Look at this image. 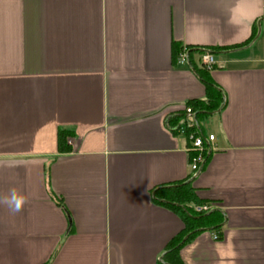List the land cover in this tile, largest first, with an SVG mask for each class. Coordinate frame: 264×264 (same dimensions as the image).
<instances>
[{
    "label": "crops",
    "instance_id": "1",
    "mask_svg": "<svg viewBox=\"0 0 264 264\" xmlns=\"http://www.w3.org/2000/svg\"><path fill=\"white\" fill-rule=\"evenodd\" d=\"M207 48L222 103L191 173L167 120L205 98ZM189 175L224 220L183 264H264V0H0V197H29L0 204V264H158L183 222L154 190Z\"/></svg>",
    "mask_w": 264,
    "mask_h": 264
},
{
    "label": "trees",
    "instance_id": "2",
    "mask_svg": "<svg viewBox=\"0 0 264 264\" xmlns=\"http://www.w3.org/2000/svg\"><path fill=\"white\" fill-rule=\"evenodd\" d=\"M249 41V40H248ZM198 50V49H196ZM217 48H207L203 51L214 53ZM173 51L178 52V46H173ZM190 53L194 50L187 48ZM189 55V54H188ZM205 85V98L190 100L186 103L194 112L197 119L199 116L217 110L222 103L220 90L209 80L207 71L198 70ZM184 113L177 114L167 120V124L172 131H176L181 123ZM70 132L59 129L57 133V146L59 152L69 151L66 144ZM207 157V155H206ZM192 176L175 185L161 186L156 188L153 193V200L174 211L182 220V230L174 236L162 252V259L158 264H183L179 257L180 248L187 242L191 241L197 233L202 230H210L219 233L224 215L222 211L212 208V212L198 213L194 206L201 205L204 202L199 200L191 184ZM219 238V234L217 235Z\"/></svg>",
    "mask_w": 264,
    "mask_h": 264
},
{
    "label": "built area",
    "instance_id": "3",
    "mask_svg": "<svg viewBox=\"0 0 264 264\" xmlns=\"http://www.w3.org/2000/svg\"><path fill=\"white\" fill-rule=\"evenodd\" d=\"M186 54H180V63H185ZM201 65L202 67L210 71L215 66V60L210 52H203L201 56ZM186 119L178 126V131L187 134V139L189 143L188 151L190 153L189 156V168L191 173H196L200 170L202 165L206 160V155L208 153V149L206 147V143L211 142L214 139L212 134L203 135L199 130L197 131V122L195 120L194 112L190 107H185ZM213 206L210 204H201L194 206V209L198 213H204L212 210ZM214 238H217L214 235Z\"/></svg>",
    "mask_w": 264,
    "mask_h": 264
},
{
    "label": "clouds",
    "instance_id": "4",
    "mask_svg": "<svg viewBox=\"0 0 264 264\" xmlns=\"http://www.w3.org/2000/svg\"><path fill=\"white\" fill-rule=\"evenodd\" d=\"M29 202V197L22 194L16 188L9 190L8 194L0 197V204L4 205L12 213H20Z\"/></svg>",
    "mask_w": 264,
    "mask_h": 264
},
{
    "label": "rangeland",
    "instance_id": "5",
    "mask_svg": "<svg viewBox=\"0 0 264 264\" xmlns=\"http://www.w3.org/2000/svg\"><path fill=\"white\" fill-rule=\"evenodd\" d=\"M198 122L197 123H199L200 124V129L204 132V133H206V135L208 134V132H209V129L211 128V124H210V122H211V118L209 117V116H207V115H202V116H199L198 117ZM201 122V123H200ZM197 131H198V129H197ZM199 132V131H198ZM202 132V133H203Z\"/></svg>",
    "mask_w": 264,
    "mask_h": 264
},
{
    "label": "water",
    "instance_id": "6",
    "mask_svg": "<svg viewBox=\"0 0 264 264\" xmlns=\"http://www.w3.org/2000/svg\"><path fill=\"white\" fill-rule=\"evenodd\" d=\"M200 131V130H199ZM219 210V209H216ZM213 210H210L209 212H212ZM220 211V210H219ZM160 261H163L162 256L160 257Z\"/></svg>",
    "mask_w": 264,
    "mask_h": 264
}]
</instances>
